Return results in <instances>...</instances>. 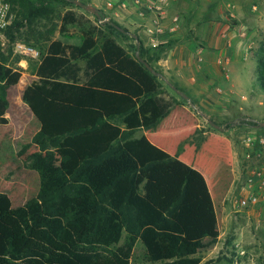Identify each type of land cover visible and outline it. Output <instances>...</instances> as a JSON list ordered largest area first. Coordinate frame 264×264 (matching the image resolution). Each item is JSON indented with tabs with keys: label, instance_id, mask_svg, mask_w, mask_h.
Masks as SVG:
<instances>
[{
	"label": "trees",
	"instance_id": "obj_1",
	"mask_svg": "<svg viewBox=\"0 0 264 264\" xmlns=\"http://www.w3.org/2000/svg\"><path fill=\"white\" fill-rule=\"evenodd\" d=\"M9 1L18 20L4 31L7 35L18 32L24 21L33 25L52 16L57 4L82 9L75 0ZM100 13L101 19L95 16V22L73 8L63 14L60 35L79 39V44L52 41L36 70L38 80L23 93L24 103L41 124L32 144L41 152L52 150L59 157L61 171L69 182L18 207L0 192L1 258L12 262L38 259L46 264H130L129 259L96 243L102 205L108 202L112 188L108 187L97 203L85 204L77 179L88 166L101 162L119 146L139 166L126 174L131 179L153 164L173 160L146 136L135 138V134L158 124L174 106V99L163 90L160 78L136 58L137 45L128 50L113 37L118 34L130 39L129 30L113 20L104 22L106 15ZM3 49L0 41V126L9 122L8 92L23 75L21 69L9 65V58L1 53ZM140 57L150 65L153 63L152 52L142 43ZM255 61V83L264 93V42ZM233 125L256 126L253 121H241L228 124L224 130ZM245 153L241 157L244 164L247 149ZM185 196L186 187L166 210V219L172 220L179 213ZM122 210L127 232L139 235L137 207L127 199ZM163 244L171 251V258L150 264H206L193 257L192 252L206 248L207 244L167 240Z\"/></svg>",
	"mask_w": 264,
	"mask_h": 264
},
{
	"label": "rangeland",
	"instance_id": "obj_2",
	"mask_svg": "<svg viewBox=\"0 0 264 264\" xmlns=\"http://www.w3.org/2000/svg\"><path fill=\"white\" fill-rule=\"evenodd\" d=\"M238 1L243 7L242 11L229 24L231 27L236 26L235 21L237 24H244L240 34L245 33L244 38L248 39V46L250 45L249 57L245 56L238 65L240 68L243 66V82L238 83L235 78L232 88V83L230 85V81L225 82V78L216 79L212 86L224 90L220 93L224 104H212L211 107L217 111L219 120H228L220 123L223 129L231 123L253 121L256 126L233 125L228 131L240 154L243 143L249 137L254 140V147L259 153L258 140L264 136V127H260V124H264V93L254 82V62L255 54L264 42V16L254 12L252 8L257 5L264 10V0ZM85 2L84 4L91 5ZM69 8L84 13L93 22L96 21L95 15L84 9L57 4L52 16L37 20L33 25L24 21V26L18 32H13L12 35L5 33L7 47L1 53L9 58L10 66L21 69L24 73L19 85L8 92L9 122L0 126V192L10 197L14 207L23 205L30 198L55 186L69 182L61 171L59 157L52 150L41 152L32 144L33 137L39 132V126L22 98L24 89L35 80V67L45 55L48 45L62 38L59 32L61 18ZM113 37L122 45L126 42L118 34ZM68 42L76 43L78 39ZM20 46L33 50L34 58L21 56L17 52ZM23 58L29 61L27 69L19 65ZM229 75L232 79V74ZM204 124L211 127L207 120ZM127 155L131 158L121 146L117 147L101 162L88 166L76 182L85 204L97 203L101 194L108 187L112 188L108 202L102 205L103 217L96 237V243L102 249L117 252L129 259L130 264H150L171 258V251L163 241H200L208 246L193 250L192 256L201 258L202 263L264 264V216L256 217L253 210L257 209H237L234 205L235 199L244 196L247 168L255 164L264 168V159L254 161L252 165L246 161L245 170L241 155L234 188L223 205L217 207L213 202L209 203L208 196L201 194V185L197 187L201 181L185 175V170L181 168L185 167V163L181 166L174 163H156L140 170L131 179L126 174L139 168L130 162ZM166 178L168 179L165 180ZM184 187L185 201H190L189 208L186 206L172 220L166 219V210L179 197ZM198 192L200 196H197ZM127 199L137 207L141 226L139 235H130L123 223L122 209ZM0 264L46 263L38 259L12 262L0 257Z\"/></svg>",
	"mask_w": 264,
	"mask_h": 264
},
{
	"label": "crops",
	"instance_id": "obj_3",
	"mask_svg": "<svg viewBox=\"0 0 264 264\" xmlns=\"http://www.w3.org/2000/svg\"><path fill=\"white\" fill-rule=\"evenodd\" d=\"M77 1H87L99 12L102 11L108 21L113 20L128 29L130 39H126L123 45L118 42L123 47L130 50L131 45L136 44V54L139 52L140 56L142 43L152 52L153 63L149 65L160 78L168 97L174 99V106L158 124L139 130L135 138L146 136L151 143L173 157L170 163L177 166L185 163V167H181L185 175L201 181L197 187L201 185V194L209 197V203L213 202L217 207L223 205L236 183L238 159L246 154V147L243 143L240 154L228 130L206 127L204 121L213 120L218 124L228 121L219 120L217 111L211 107L212 104H224L220 95L224 90L214 88V81L225 78V82L230 81V85L232 83V88L235 78L238 83L243 82V66L240 68L238 65L245 56L249 57L250 45L248 39L244 38L245 33L240 34L245 25L237 24L236 21V26L231 27L229 24L231 13L233 19L238 18L243 8L241 3L238 0H167L169 7L165 14H156L146 13L144 9L135 6L133 0ZM123 4L127 7L124 8ZM140 12H144V15L141 16ZM175 18H178V22L174 25ZM156 22L162 25L164 32L152 36L149 30L154 29ZM174 27L176 30L172 31ZM58 39L68 44L80 42L79 39L76 43L68 42L70 39L64 37ZM0 41L5 49L6 34L0 37ZM20 55L34 58V55ZM41 60L35 67L34 81L38 80L36 70ZM254 64L256 79V61ZM19 65L27 69L29 61L23 58ZM230 73L234 82L230 79ZM229 91L232 92V89ZM37 124L40 131L38 120ZM129 160L138 166L130 157ZM251 171L252 166L247 168V175ZM189 203L187 199L179 212L186 206L189 208ZM253 213L256 217H263L264 209L253 210Z\"/></svg>",
	"mask_w": 264,
	"mask_h": 264
},
{
	"label": "built area",
	"instance_id": "obj_4",
	"mask_svg": "<svg viewBox=\"0 0 264 264\" xmlns=\"http://www.w3.org/2000/svg\"><path fill=\"white\" fill-rule=\"evenodd\" d=\"M135 6L140 9H144L146 13L165 14L166 9L169 7L167 0H153V2H146L144 0H133ZM112 7V4H109ZM126 8L127 5L123 4ZM254 12L262 13L264 16V10L257 5L253 6ZM141 16L144 12H140ZM230 18L234 16L231 13ZM18 20V14L14 10L13 5L9 0H0V37H4V31L13 27ZM103 21H101L102 23ZM104 22H108L107 18ZM178 22V18L173 20L174 25ZM154 29L150 28L149 34L160 35L164 32V28L159 22H156ZM176 27L172 29L175 31ZM17 52L24 55H33V50L28 47L20 46L17 48ZM245 147L248 151L246 155V161L252 165L254 161H259L261 158L264 159V136L258 140L259 153L254 147V140L249 137L244 142ZM244 196L235 199L234 205L237 209H257L261 211L264 209V168L258 165L252 166V171L248 174L246 184L243 187Z\"/></svg>",
	"mask_w": 264,
	"mask_h": 264
},
{
	"label": "water",
	"instance_id": "obj_5",
	"mask_svg": "<svg viewBox=\"0 0 264 264\" xmlns=\"http://www.w3.org/2000/svg\"><path fill=\"white\" fill-rule=\"evenodd\" d=\"M74 2H75V4H76L77 6L81 7L82 9L86 10L87 12L92 13L93 15H95L96 17H98L99 19H101V14H100V12H99L95 7H93V6H91V5L83 4V3L80 2V1H74ZM119 29H120L121 31H123L121 28H119ZM136 58H137L141 63H144L145 66L147 67V69H148L150 72L154 73L153 68H152L148 63L144 62V61L140 58V56H139V52H137V54H136ZM175 91L178 92L177 89H175ZM184 97L187 99L186 96H184ZM209 123H210V125H211L212 127H214L215 129H217V130H219V131H223V128H222L220 125L214 123V122L211 121V120H209ZM260 127H264V124H260Z\"/></svg>",
	"mask_w": 264,
	"mask_h": 264
}]
</instances>
